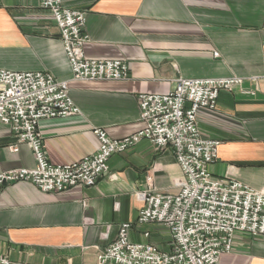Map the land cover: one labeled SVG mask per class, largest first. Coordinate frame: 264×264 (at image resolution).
Returning a JSON list of instances; mask_svg holds the SVG:
<instances>
[{
  "label": "crops",
  "instance_id": "1",
  "mask_svg": "<svg viewBox=\"0 0 264 264\" xmlns=\"http://www.w3.org/2000/svg\"><path fill=\"white\" fill-rule=\"evenodd\" d=\"M63 1L86 14L85 56L124 60L130 74L123 80L70 79L80 113L39 122L53 163L95 152V128L114 138L142 128L140 93H167L180 77L264 75V0ZM0 68L71 77L59 27L40 0H0ZM198 124L203 136L221 141L212 172L264 192V87L255 95L221 91L215 110H202ZM15 144L18 150L11 151ZM34 165L31 149L0 121V171ZM109 165L93 186L54 193L20 181L0 188V253L10 264H95L119 225L136 220L143 206L137 192L179 191L182 172L171 146L158 149L141 140ZM142 229L169 248V232L158 225L132 229L130 240L146 241ZM234 245L219 264H264V235L238 233Z\"/></svg>",
  "mask_w": 264,
  "mask_h": 264
},
{
  "label": "built area",
  "instance_id": "2",
  "mask_svg": "<svg viewBox=\"0 0 264 264\" xmlns=\"http://www.w3.org/2000/svg\"><path fill=\"white\" fill-rule=\"evenodd\" d=\"M60 31V40L71 70L69 79L47 71H17L0 68V121L17 143L32 151L35 165L0 171V188L20 181L43 192H62L74 186H93L109 172V160L141 140L156 148L171 146L181 172L177 193L152 189L136 193L143 206L134 222H122L117 238L96 253L95 264H219L220 257L234 250L238 233L264 235V192L227 176L215 175L211 166L218 159L220 140L203 136L198 124L202 110L213 111L221 91L238 88L255 95L264 87V75L249 77H180L167 93L138 94L142 128L121 138L95 128V152L57 164L49 160L39 131L43 119L78 115L79 107L69 93L71 80H123L129 67L121 59H94L84 54L88 40L86 14L63 0H40ZM264 26V16L262 18ZM249 81L252 86L244 87ZM17 151L18 145L9 147ZM158 225L169 232L170 246L162 249L150 241L133 242L134 228ZM0 253V264H10Z\"/></svg>",
  "mask_w": 264,
  "mask_h": 264
},
{
  "label": "rangeland",
  "instance_id": "3",
  "mask_svg": "<svg viewBox=\"0 0 264 264\" xmlns=\"http://www.w3.org/2000/svg\"><path fill=\"white\" fill-rule=\"evenodd\" d=\"M235 251V245H234V250H233V252ZM232 253V252H231Z\"/></svg>",
  "mask_w": 264,
  "mask_h": 264
}]
</instances>
